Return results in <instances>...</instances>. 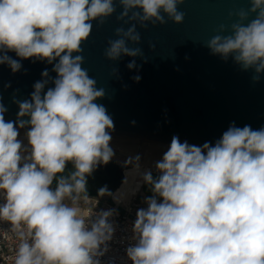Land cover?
Returning <instances> with one entry per match:
<instances>
[{"label": "clouds", "instance_id": "obj_1", "mask_svg": "<svg viewBox=\"0 0 264 264\" xmlns=\"http://www.w3.org/2000/svg\"><path fill=\"white\" fill-rule=\"evenodd\" d=\"M183 3L0 0V64L13 73L21 69L9 51L21 59L57 61L54 79L45 69L31 99L14 100L16 121L5 120L7 108L0 103V220L19 239L14 264H101L115 232L114 210L86 219L80 201L88 200L81 195L88 177L115 156L110 146L114 121L103 104L94 102L106 93L82 67V44L92 21L103 24L119 4L117 20L130 26L115 29L117 38L108 41L104 55L111 61L143 57L141 48L128 46L141 42L137 25L182 24L185 13L178 6ZM229 15L237 19L220 25L204 46L224 61L231 58L241 70H252V81L259 82L264 0H250L248 9ZM127 67L136 68L135 60ZM132 79L139 82L140 76ZM50 80L54 87L45 92ZM26 127L27 146L18 139L19 129ZM69 162L74 171L58 175ZM155 168V178L150 170L142 173L153 195L144 198L146 208L136 211L135 243L125 250L132 264H264V127L241 128L233 122L214 145H190L173 136ZM105 193L106 187L98 190Z\"/></svg>", "mask_w": 264, "mask_h": 264}, {"label": "water", "instance_id": "obj_2", "mask_svg": "<svg viewBox=\"0 0 264 264\" xmlns=\"http://www.w3.org/2000/svg\"><path fill=\"white\" fill-rule=\"evenodd\" d=\"M249 7L250 0H184L178 6L185 13L182 24L137 25L141 42L128 46L141 48L143 57L122 56L117 61L108 60L104 52L108 41L117 38L115 29L130 26L117 20L122 8L116 4V13L103 24L92 21L90 37L82 44V67L105 90V97L94 102L103 104L113 118L110 134L166 144L178 136L182 143L202 146L205 142L214 145L233 122L241 128L264 127V74L254 83L252 70L243 71L231 58L224 61L204 46L220 25L230 26L237 19L230 12ZM150 45H155L154 50ZM7 55L22 65L13 73L7 64H0V103L7 108L5 120L16 121L19 106L14 100H30L45 69L54 79L57 74L52 68L57 61L21 59L13 51ZM132 60L137 67L130 70L127 64ZM137 75L139 82L132 79ZM49 87H54L51 80L44 91ZM128 169L110 161L108 177L116 181L110 193L125 185ZM151 172L154 178L159 175ZM142 193L153 195L144 183Z\"/></svg>", "mask_w": 264, "mask_h": 264}, {"label": "built area", "instance_id": "obj_3", "mask_svg": "<svg viewBox=\"0 0 264 264\" xmlns=\"http://www.w3.org/2000/svg\"><path fill=\"white\" fill-rule=\"evenodd\" d=\"M21 133V132H20ZM83 200V199H82ZM85 204H81L82 212L87 218H94L95 214L100 210H114V215L111 221L115 226V232L112 240L108 242L106 253L100 257L101 264H132L126 255V248L134 244L131 239L132 225L136 219V211L139 208H146L145 202L128 204L120 203L112 195L88 196ZM0 203L3 199L0 198ZM19 244V239L15 233L11 231V226L8 222L0 220V264H14L16 248Z\"/></svg>", "mask_w": 264, "mask_h": 264}, {"label": "rangeland", "instance_id": "obj_4", "mask_svg": "<svg viewBox=\"0 0 264 264\" xmlns=\"http://www.w3.org/2000/svg\"><path fill=\"white\" fill-rule=\"evenodd\" d=\"M21 133H22V136H18V138L23 141L25 146H27L28 141H27V138H26V135H25L26 132H21ZM121 138H124V139H119V138H113L112 137V139H119V140L126 141V142L127 141L136 140V141H139L138 142L139 144L143 143L145 146L146 145L150 146L152 144L154 146L158 145L155 148L159 147L158 149H156L157 153H154V152L153 153H149V151L143 145H139L137 150H136V152H135V156L134 157H130L127 153H124L125 151L121 150L120 146L119 147L118 146H113L112 147L114 152H115V156L113 157V159L111 161H115V162H117V163H119L121 165H125L128 168H133V170H134V168H137V179L133 183V188L130 191H127L126 193H124V194H127V195H131V194L135 193L136 190H139L140 188H142V186H143L142 173L145 170L157 171L156 168H155V163H156V161L162 159L161 157L165 153V152H162V151H167L168 147L170 146V144L157 142V141H152V140H147V139L134 138V137H129V138L121 137ZM150 148H152V147L150 146ZM160 148H161V150H160ZM164 148L166 150H162ZM158 151L162 152V153L159 154ZM137 155L140 156V160L139 161L135 160V157ZM159 156H161V157H159ZM137 164H139V167H137ZM115 192L114 193H110V192L109 193H105L104 195H112V194H114V196H115ZM97 196H99V195H96V197ZM144 198H145V196L142 193V189H141L137 194L133 195L129 201L130 202H136V203H142V202H144ZM80 202H82L81 204H85L86 203L84 200H81Z\"/></svg>", "mask_w": 264, "mask_h": 264}, {"label": "bare ground", "instance_id": "obj_5", "mask_svg": "<svg viewBox=\"0 0 264 264\" xmlns=\"http://www.w3.org/2000/svg\"><path fill=\"white\" fill-rule=\"evenodd\" d=\"M27 132V131H26ZM20 133V132H19ZM19 136H22V133L19 134ZM113 138H119V139H124V138H121V137H126V136H117V135H111ZM126 138H129V137H126ZM19 139V138H18ZM119 139H112L111 142H110V146L113 147V146H120L121 147V150L125 151L124 153H127L130 157H134L135 156V152L138 148L139 145H143L148 151L149 153H157L156 149L158 148H155L157 147L158 145L154 146V145H150L152 148H150V146H145L143 143L142 144H139L138 142L139 141H136V140H132V141H122V140H119ZM149 147V148H148ZM163 148V147H162ZM161 150V148H160ZM162 150H166L165 148L162 149ZM122 151V152H123ZM162 152H166V151H162ZM162 152H159L158 153H162ZM148 153V154H149ZM151 155V154H150ZM158 156V155H157ZM161 157V156H159ZM163 157V156H162ZM161 157V158H162ZM127 174V179H126V183L125 185H123L121 188H119L116 192H115V198L120 202V203H123V204H128L129 203V200L131 199V197L135 194H137L142 188H140L139 190H136L135 193L131 194V195H127V194H124L126 193L127 191H130L132 188H133V183L134 181L137 179V168H129L126 172ZM143 187V186H142ZM120 191V192H119ZM118 192V193H117ZM123 192V193H122ZM134 198V197H133Z\"/></svg>", "mask_w": 264, "mask_h": 264}, {"label": "flooded vegetation", "instance_id": "obj_6", "mask_svg": "<svg viewBox=\"0 0 264 264\" xmlns=\"http://www.w3.org/2000/svg\"><path fill=\"white\" fill-rule=\"evenodd\" d=\"M115 162V161H113ZM110 167V162L107 165H100L91 176L87 179V192L81 194L82 196H96L98 190L102 187H106L108 192L115 186L116 181L108 177V168ZM71 171H74L73 165L71 162L67 163L65 173L58 175H68ZM52 187H55V181L53 182Z\"/></svg>", "mask_w": 264, "mask_h": 264}]
</instances>
